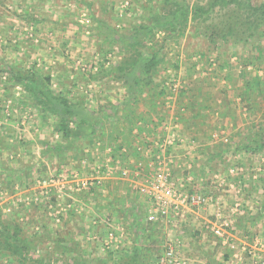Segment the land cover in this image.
Wrapping results in <instances>:
<instances>
[{"label":"rangeland","instance_id":"1","mask_svg":"<svg viewBox=\"0 0 264 264\" xmlns=\"http://www.w3.org/2000/svg\"><path fill=\"white\" fill-rule=\"evenodd\" d=\"M187 1L191 5L195 0ZM260 1L254 0L256 4ZM126 2L129 3L0 0V219L7 224L16 223L30 242L28 260L22 264H117L138 249L142 256L139 261L144 264H162L163 257L182 264H264V147L254 148L263 140L259 132L262 129L243 131V137L236 142L225 140L228 149H235L225 154L223 172L210 176L216 177L214 181L225 182L220 183L221 187L214 183L192 186L194 176L187 157L177 158L171 149L183 150L181 147L186 146L181 138L172 139V135L177 130L175 119L187 112L181 98L188 91L190 79L186 77L191 71L187 65L184 73L177 75L179 62L185 61L178 56V68L172 67L173 63L176 65L172 53L195 50L199 56L197 66L205 64L202 58L208 53L213 57L209 65L218 68L221 59L215 56L219 52L242 56L253 48L229 45L210 51L201 39L189 44L183 43L184 39L166 43L162 52L172 64L161 69L149 87L135 92L137 97L127 112L123 106L128 99L125 79L116 74L114 77L111 70L124 52L113 43L103 44L104 49L98 52V29L92 18L96 15L112 22L119 33H127L138 25L142 11ZM152 2L147 7L151 8ZM105 3L115 5L114 11L97 7ZM160 31L155 33L153 42L142 46L143 56L152 52V44L160 42ZM100 56L102 59L98 60ZM102 65L106 70L102 79L85 83L82 75L87 76L90 70L96 73ZM6 66L49 76L51 92H61L71 102H82L92 115H103L104 108L105 114H111L108 108L118 111L102 120L95 135L78 137L70 146L56 131L57 119L32 105L22 87L2 71ZM171 76L176 79L175 91L165 84ZM250 92L252 97L255 91L246 94L250 96ZM143 94L145 100L154 96L160 102L152 112L161 116L158 125L155 120L145 123L135 115L139 108L134 105L143 99ZM256 96L260 100H255L250 108L239 101L244 121L251 117L258 122L252 129L258 124L264 126V94L257 92ZM214 114L219 115L217 110ZM178 131L183 128L180 126ZM144 132L155 136L143 138ZM5 143L7 148L2 149L1 144ZM54 147L60 149L56 151ZM246 148L255 151L243 152ZM178 159L181 162L177 165ZM159 175L168 184L181 185L177 188L181 199L206 193L220 197L221 219H216L214 205L195 207L175 217L170 208L158 204L154 187ZM237 181L243 185H236ZM164 195L168 200L173 197L170 190ZM208 209L212 210L210 215L201 213L207 220L189 215ZM213 225L221 230V236L213 234ZM170 251L171 256L167 255ZM3 257L0 254V264H8Z\"/></svg>","mask_w":264,"mask_h":264},{"label":"trees","instance_id":"2","mask_svg":"<svg viewBox=\"0 0 264 264\" xmlns=\"http://www.w3.org/2000/svg\"><path fill=\"white\" fill-rule=\"evenodd\" d=\"M153 1L151 8L146 4L142 6L138 25L132 26L130 31L127 30L124 34L115 30V27L109 24L110 22L102 18H94L95 16L92 15L98 29V52L104 49L103 44L106 43L118 44L124 52V56H121L118 64H113L111 70L114 77L116 74L125 79L128 99L127 104L123 106L127 112L133 105L129 102H135L137 97L135 92L138 90L137 92L140 93L143 88L149 87L160 75L161 69L163 70L167 64L168 66L172 64L165 59L166 56L162 52L168 45L166 43H180L184 39L186 44H189L192 40L201 39L208 45L209 49H207L210 51L229 45L251 46L257 52L264 50V2L256 4L254 0H207L205 2L195 0L190 5L187 0ZM190 28H192L191 32ZM160 30L163 34L162 39L159 43L150 46L152 52L149 55L143 56L142 46L147 42H153L155 33L161 32ZM257 42H262L259 47L256 45ZM179 53V51L172 53V61L176 63L172 65L174 68H178ZM212 58L206 53V57L202 58L205 59L202 60L205 63L202 67L213 70L214 67L209 65ZM100 59H102L101 56L98 60ZM215 59H219V56L216 55ZM82 64L86 67L85 62ZM102 68L103 65L96 69V73L92 72L93 70L88 71L87 76L81 72L85 83L98 82L102 79L106 74V70L103 71ZM2 71L10 75V81L22 87L32 101V105L41 107L48 116L51 115L57 119L56 131L70 146L78 137L86 138L95 135L97 129L101 127L102 120H107L118 111L115 109L111 112V108H108L111 114H105L104 108L103 115L98 116V112L92 115L93 113L88 112L82 102H71L61 92L57 94L51 92L49 76L42 77L40 74L10 66H6ZM261 90L262 88L259 92L264 94ZM101 110L102 108L99 111ZM259 132L262 133L263 140L260 145L255 146L257 149L264 147V130ZM1 145L2 149L7 148V143ZM53 149L58 151L60 148ZM22 232L16 223L8 222L7 224L0 219V254L8 260V264H11L10 262L22 264L28 260L30 242L22 236ZM140 253L141 250L138 249L132 256L123 260L124 262L117 264H144L143 260L139 261L142 259ZM38 264L44 263L38 261Z\"/></svg>","mask_w":264,"mask_h":264},{"label":"crops","instance_id":"3","mask_svg":"<svg viewBox=\"0 0 264 264\" xmlns=\"http://www.w3.org/2000/svg\"><path fill=\"white\" fill-rule=\"evenodd\" d=\"M81 1L86 2V0ZM113 1L114 0H110V3ZM128 1L129 3L126 2L127 5L130 4L142 11V6L145 4L149 5L151 0H140L144 2L142 5L138 4V2H140L139 0ZM260 2H264V0H261ZM152 3H154V1ZM114 6L115 5L113 4L105 3L97 7L100 10L114 11ZM80 7L82 6L80 5ZM112 20H114L113 16L111 17V21ZM109 24L112 25V22ZM95 35L98 36V32H96ZM183 43H185V41H183ZM194 51L195 50H192L191 52L185 51V53L184 51L183 53L180 51L179 53L180 60H184L185 62L178 64L180 68L176 71L177 75L183 74L184 66L187 65L191 68V71L187 74L189 78L186 77L187 79H190L188 80L189 83H187L188 91L185 96L181 98L187 108V112L183 115L179 114V117L175 119L176 122L174 123V128L177 130L176 133L172 135V139L175 137L177 139L181 138L180 140L184 141L186 146L181 147L183 150L175 149V147H172L171 149H173L172 151L175 152L177 158H181L180 155L184 156V158L187 157V160L189 161L188 167L191 168L194 176L192 186L203 187L208 183H214V186L221 187L222 185L220 183L222 182L214 181L213 179L216 177L210 178V176L215 172H223L225 165L222 163L225 154L228 150L233 151L235 149H228L225 140L227 138L233 139L234 141L237 139L240 140L243 137V131L252 133L254 130H264V126H260V124H258V128L252 129L254 128L252 127L254 123L258 122H254L255 120L251 117L246 118L244 121V118L241 116L242 105L239 103V101L241 102L243 100V102L250 108V105L254 104L255 100H260V98L256 96V93L264 86V50L257 52L252 49L248 55L242 56L232 52H219L218 56L219 59H221L220 67H214L213 70L205 69V67H202V63L197 66L196 64H198L197 59L199 56L195 55L196 51ZM91 59H93V57H91ZM189 64H192V66ZM243 66H245V68ZM81 70H83L82 67ZM250 90L255 91L252 97L251 92L250 96L246 94V92ZM142 98L143 99L140 98L134 105L135 108H137L136 106L139 108V111L137 110L135 115H138L141 120L145 121V123H148V121L152 123L150 119L155 120V123L158 125L161 121V116H158L156 112L152 113L160 103L158 102V98L154 96L152 98L151 96V99L145 100V95ZM129 104L132 105L133 101H130ZM179 104H181V102ZM175 105L176 104L172 105L173 109L176 107ZM215 110L218 111L219 115L214 114ZM174 113L176 114V112ZM129 114H131L129 115L130 117L133 115V112ZM171 114H173V110L171 111ZM180 126L183 128L182 132L178 131ZM215 127L218 129L215 130ZM221 127L226 128V130H221ZM142 135L144 136L143 138H153L155 136V134H146V132ZM254 148H246L243 152H249L251 150L255 151ZM249 155L251 156V154ZM216 156H219V159L217 161H211V158L215 159ZM180 162L181 159H178L176 164L178 165ZM202 175H207L208 178L204 179ZM238 182L239 181H237L236 185H243V182ZM202 212L206 213V215H210L212 210H201L199 212L193 211L189 215L207 220V218L201 214ZM207 217L211 218V216ZM238 264L244 263L238 262Z\"/></svg>","mask_w":264,"mask_h":264},{"label":"built area","instance_id":"4","mask_svg":"<svg viewBox=\"0 0 264 264\" xmlns=\"http://www.w3.org/2000/svg\"><path fill=\"white\" fill-rule=\"evenodd\" d=\"M127 5V4H126ZM82 65V64H81ZM86 67H83L82 65V69L84 71ZM176 79L173 78V76H171L170 79L167 80V82L165 83L168 87H170V89L172 88V90L175 91L176 89ZM175 83V84H174ZM220 179V178H219ZM223 183V181H222ZM168 185H170V189H167ZM230 188L232 187L231 184H227ZM179 184H175V183H170L168 184L166 179L164 177H162V175L157 176L156 180H155V187L154 190L156 191L157 194V200L159 201L158 204L160 206L163 207H167L170 208L172 210V213L175 217H179L181 216V214H184L185 211H190L195 207H208L210 205H214L216 206L217 211H215V216L217 220L221 219V215H222V208L220 207L222 205V200L220 197L215 196L212 193H206V194H200V195H193L190 197H186L184 199H181L180 196L177 194V188H179ZM170 190L172 192V198L170 200H168L166 197L167 195H164V193ZM216 192V191H215ZM214 227L211 229V231L213 232L214 235L216 236H221L222 232L221 230L216 227L215 225H213ZM112 234L109 235V237H111ZM172 252H167V255L171 256ZM166 255V256H167ZM168 261V264H182L180 261H178L177 259H169L166 260V257H163L160 259V262L162 264H165Z\"/></svg>","mask_w":264,"mask_h":264}]
</instances>
